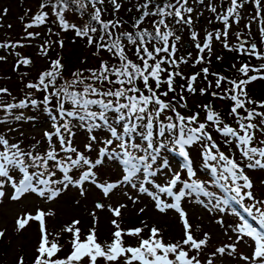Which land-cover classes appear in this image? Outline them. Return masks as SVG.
Listing matches in <instances>:
<instances>
[{"label":"snow or ice","instance_id":"1","mask_svg":"<svg viewBox=\"0 0 264 264\" xmlns=\"http://www.w3.org/2000/svg\"><path fill=\"white\" fill-rule=\"evenodd\" d=\"M110 2L114 11L118 12L121 5L117 0H110ZM198 2L203 4L204 0H198ZM245 2L247 0H230L226 14L219 17L225 23L226 29L231 27L228 23L229 17H238L239 12L237 10L243 8ZM254 2L259 10L261 0H254ZM88 4H91L93 11L89 13V20L86 23L78 26L75 23L70 24L65 19L64 13L73 10V6H75V11L82 16ZM98 4L103 5L104 0H88L87 4L85 0H48L47 4H41V8L51 6L62 29L71 28L75 30L77 36L87 37L89 45L95 43L98 51L109 52L115 62L102 61L99 69L89 70V76L85 77L83 73L77 72L71 81L57 84L58 79L61 78L63 66L59 60L53 61L50 69L39 75L37 83L26 85L27 88L44 92L42 101L30 99L31 93H29V98L21 100L19 103H0V110H3L8 116H12L13 109H23L29 104L32 106L43 104L52 121L53 129L44 133L49 141L48 151L44 154L25 151L19 144L10 143L8 138L0 134V189L4 187L6 182H11L15 189L13 199H19L29 191L38 193L41 197L49 192L54 198L59 194V190L50 188V185L62 184L66 188L68 184L80 185L90 179L92 183H96L92 179L95 176L92 168L100 164L101 160L96 159L93 163L84 153L78 152L72 146V136L74 135L72 123L73 120L78 121L79 126L85 128L89 133L88 143L85 144V148L89 151L97 141V136L92 135V133L97 129L106 128L107 132L110 133V138L103 140L104 146L99 149V156H113L114 158L121 156L125 173L123 180L131 184L133 188L137 187L134 182L137 174L143 171L144 175L138 189L139 192L146 193L151 197L155 201V207L160 212L174 209L179 213L185 229V239L182 243L166 244L162 238H157L158 230L152 227L148 239H141L136 247H126L122 239L125 233L120 229L117 221L113 220L112 223L117 230L113 233V241L105 247L97 243L94 228L87 236L86 241L82 242L80 230L74 228L79 221H74L73 226L66 229L74 235L71 241L73 246L71 254L64 260H53L52 257L59 251L58 244L53 241L49 247L48 235L43 233L42 228L43 234L34 264H73V262L78 264L84 257L90 259V264H96L98 257H103L106 261H117L122 256L125 257L124 264H133L134 261H138L139 264H200L196 255L189 257V251L184 250V245H189L190 249L199 252L201 247L207 244L208 236L205 234L204 238L199 240L194 238L187 214L181 207V201L195 196L197 202L207 208L208 205L200 199L201 196H204L209 198V203L215 201L212 207L218 212H225L224 206L228 204L229 199L218 198L216 193L209 191L206 187L208 181L196 178L197 173L192 167L189 147L196 143L201 144L204 149L203 163L205 169L210 170L213 176L211 183L219 185L225 192L234 193L230 199L237 203L245 197L253 200L252 206L245 207L244 211L249 215H254L253 210H255L259 214L256 218L259 220L261 229H264V207H260L264 205V200H257L253 192L250 191L253 184L245 172L246 168L264 169V140H260L253 146L256 135L254 130L264 132V128L259 127V125L264 124V112L245 109L246 104L257 103L248 98L246 85L257 79H264V75L249 76V72L264 73V64L259 67H252L247 63L242 64L238 72L247 79L235 80L220 76L216 80V88L221 87L222 81H227L231 85L223 95L218 92H212L211 95L220 99H230L233 102L229 115L236 118L238 129L224 123L219 113L212 110L208 105L203 106L206 115L205 122H201L199 112L186 116L177 110V105L180 108L187 107L183 95L179 97V101L175 97L171 100L166 99L169 92H175L174 77L180 73L171 72L168 68L162 67L165 64L177 65L175 59L176 44H170V38L174 37L175 41H179L180 36L175 35V32L169 27L168 18H174L178 25L190 26L193 23L191 15H185L193 12V8L188 6L189 0H175V2L173 0H144V3L137 6V11L141 15L133 23V28L137 29L134 33L116 32V29L122 27L121 21L102 19L104 9L97 7ZM150 6L152 10H149ZM208 7L213 13L217 11L216 7L211 4ZM47 16V12H40L34 17V22L42 24ZM146 17H158L152 22L151 31L148 28L140 27ZM32 26L29 24L26 27ZM162 28L165 30L162 31ZM260 31L264 33V27L260 28ZM97 32H99V36L94 37L92 34ZM34 35H38V33H28L29 37ZM222 35L227 37V30L222 34L220 32L215 33V39L220 40ZM239 36L238 33L237 38ZM192 38L196 40L197 34L195 32L192 33ZM212 39L213 33H207L203 46L201 43H196V48L201 53L205 49L210 53ZM60 43L63 44L62 41ZM14 46L0 44V47ZM129 46L134 48L135 60L128 55ZM224 47L229 48L227 42H224ZM250 47L252 51L248 53L249 55L264 60V54L256 50L255 44H251ZM239 50L246 51L243 43ZM162 53L166 55H161ZM2 59L4 57H0V60ZM203 60L204 57L200 56L197 63ZM19 63L27 65L30 60L23 59ZM202 71L205 74L208 73L207 68H203ZM162 73H167L166 79H162ZM190 80L194 82L196 76H192ZM153 83L155 87H153ZM164 84L167 85V91L160 92L161 85ZM188 91L194 92L196 89L189 84ZM200 91L203 94L206 89ZM0 94H8V89L0 88ZM53 100L56 102L55 105L49 107ZM66 104H70L71 107L66 108ZM258 106L264 108V102H260ZM53 108L56 114H53ZM238 109H245L247 114L240 115ZM256 117L261 118L258 124L251 122ZM14 119L21 120L24 117L21 114L16 115ZM245 121L248 122L245 123ZM0 122L6 121L0 118ZM212 127L224 137L225 144L232 145L233 140H235V146L240 151L241 160L238 161L234 156L220 150V145L215 142L212 135ZM53 137L59 142V151L52 144ZM137 138L145 143L137 142ZM114 141L116 144L113 147ZM167 148L177 152L183 158L184 163L180 170L166 174L162 183H153V179L150 178H155L157 172L168 167L166 161L163 162L162 166H157L155 169L153 167L157 162L160 149ZM60 152L65 153V156L61 157ZM140 152L144 154H138ZM74 155L76 156L75 159L73 158ZM50 161L53 162L51 166ZM242 161H246L243 166H241ZM83 165H87L88 170L83 172L79 180H74L68 174L69 171ZM53 167L59 168L64 173L62 181L52 179L56 175L55 171L51 170ZM29 169L36 170L30 172ZM15 170L22 173V179L18 182L10 174ZM182 172H186L187 178L182 176ZM241 181L243 183H240ZM145 183L153 185L156 191H150L148 187L144 186ZM98 186L103 189L105 195L117 187L116 184L112 183ZM174 189L176 190L174 191ZM246 189L248 191H245ZM160 194L172 197V202H165L161 199ZM3 195V191H0V197ZM96 207L103 208V205L98 203ZM121 207L124 206L121 205ZM113 211L116 216L120 215V208ZM140 211L143 212L144 209L141 208ZM43 216L44 213L40 212L35 219L40 220ZM240 220L241 223L236 225L233 231L237 233L239 240H243L247 236L254 241L252 256L241 255L240 258L245 261L251 260L252 264H264V231L254 228L242 216ZM26 222L25 219L17 221L20 228H23ZM142 231V228L129 229L127 235L139 237ZM3 235L4 233L0 232V237ZM228 249H230L228 255L236 253V244H226L216 249V252L224 255ZM169 254H173L174 259H170ZM20 264L23 262L21 261ZM208 264H212V261L209 260Z\"/></svg>","mask_w":264,"mask_h":264},{"label":"rangeland","instance_id":"2","mask_svg":"<svg viewBox=\"0 0 264 264\" xmlns=\"http://www.w3.org/2000/svg\"><path fill=\"white\" fill-rule=\"evenodd\" d=\"M132 1L133 0H117L121 5L118 12L114 11L110 0H104V4L97 7L104 9L102 14L105 15V21H121L122 27L116 29L117 32L119 30H127V27L130 28L129 23L131 24L133 20L132 17L138 15L136 11L137 7L132 5ZM47 2L48 0H28L23 2L0 0V44H14L17 48L26 49L27 54L22 52V55H24V57L32 56L33 59L42 57L39 55V52H47L49 55L54 54L56 60H59L62 65L66 66L67 73L79 70L80 73L86 76L90 75L89 70L99 69L102 62L100 59L113 58L109 52L99 53L95 49V46L89 44V50L84 51L82 49V43L78 42L77 37L76 39L64 37L62 32L66 30L62 29L55 15H51V18L47 22L46 30L26 27L29 24L39 27L40 24L34 22V17L42 12L41 4H47ZM199 4L198 2V5ZM209 4L216 7L217 11L215 13L212 12L211 14L208 7ZM189 5L193 8V12L189 14L191 15L193 23L190 26L185 25V32H182L184 35L179 40V47L181 50L180 57L183 58L181 59L182 61L175 58L177 63L179 62V64H182L180 73L182 77L186 79L185 82L187 83L183 91L184 101L187 103V110L183 112L187 116L198 110L200 112V121L205 122L206 110L203 106L208 105L212 110L219 113L224 123L228 121L231 127L238 129L239 126L236 123V119L229 115L230 107H232L228 103L229 99H220L217 96L211 95V93L218 92L223 95L225 90L231 87L227 81H222L221 87L216 88V80L220 76L235 80L247 79V77H244L238 72V69L242 64L246 63V61H250L249 57H244L236 51L237 53L232 55L231 59L226 60L222 58L221 51L225 49L224 42H227L229 46L231 44L241 45L243 43L246 49L243 53L247 52L251 44H255L261 53L264 54V43L261 42L260 39L262 35L260 31L263 25L262 20L264 22V0H261V7L259 10L256 8L254 0H247V2L244 3V7L237 10L239 16L236 17V22L234 23L231 20L229 23L231 27L227 29L225 23L219 17L226 14L229 5L222 6V4L214 3L209 0H204V3L198 6V8H196L194 2L189 3ZM48 8L50 9L49 12H51L52 9L50 5ZM74 10L75 7L73 6V10L66 11L64 15L65 19L70 24L75 23L80 26L82 24L78 19L81 20L83 17L79 12H74ZM75 14L76 18L74 17ZM209 17L212 19L210 20ZM237 20L239 21L238 23ZM212 22H219V28H214ZM45 24L44 22L43 26H45ZM225 30L228 32L227 37H223L222 35L220 40H216L215 33L220 32L222 34ZM187 31L190 32V38L187 37ZM29 32L34 34L38 33V35L29 37ZM193 32L197 34L196 40L192 38ZM207 33H213V39L210 42L211 52L209 53V51L205 49V51L201 53L199 49L196 48V43H201L203 46ZM238 33L240 34L239 38H237ZM61 41L63 42L62 45L60 43ZM185 46L186 48H184ZM57 48H59V50H57ZM187 53H189V55ZM65 54L71 56V58L67 60ZM128 55L131 59H136L130 49L128 50ZM97 56L100 57V59L97 58ZM200 56H203L204 60L197 63ZM249 56L257 59L256 56ZM7 59L8 58H4L3 60ZM108 59L104 61H108ZM240 60H243L244 63H241ZM111 62L114 63L115 60L113 59ZM262 62L264 63V60H262ZM42 63L43 65L39 69L33 67L35 70H33L32 73L36 74L40 71H48L50 69L51 65H48L46 61ZM203 68L208 69L207 74L202 71ZM194 75L196 76V80L193 82L190 78ZM189 84H191L196 91L189 92ZM210 84L211 87H209ZM258 84L259 82L250 86L248 84L246 85L248 86L246 87V89L248 88V98L257 102L246 107L254 109L256 112H264V108L258 106V104L262 102L261 96L257 94V90L259 89ZM9 88H12L13 92H21L23 95L27 93H36L27 91V88L22 85L11 86ZM201 89H206V91L202 94L200 91ZM15 95L16 94H14L12 98H14ZM177 110L181 111L182 108L177 105ZM242 114L243 113H240V115ZM246 114V111H244V115ZM260 119V117H256V119L251 122L258 124ZM259 127L264 128V124L259 125ZM34 128L35 129L28 128L27 131L22 132V134H24L26 138H29L32 144L33 142H39V146H43L44 151L48 150L45 143L42 141V136H44V132L52 131L49 121L44 122L41 128ZM74 129H72L74 133L72 136V143L74 142L77 145V151L81 153V149H83L84 152L82 153H84L88 159L92 160L93 163H95L96 159L101 160L100 164L92 168V171L95 173L92 179H94L96 183H92L90 179L73 188H65L62 184H56L59 194L54 198H52L51 195H47L49 192H46V195L41 197L38 193L29 191L24 193L19 199H13L12 197L15 195V189L12 187L11 182H6L4 187L0 189V191L4 193V195L0 197V232L4 233L3 237H0V264H20L21 261L23 264H34L38 256L37 249L43 233L48 235L49 247L53 241L58 244L59 251L55 253L52 259H66L73 251L71 241L74 238L73 233L66 231V229L69 226H73L74 221H79L78 224H75L74 228L80 230V239L82 242L86 241L87 236L94 228L97 243L105 247L113 241V233L117 230L112 223L113 220L117 221L120 225V229L125 233L122 239L126 247H136L139 245L141 239H148L152 227L158 230L157 238H162L164 243H182L185 239V229L179 213L174 209H168L163 213L160 212L155 207V201H153L151 197L146 193L139 192L138 189L143 178L142 176H140L137 181H134L137 187L133 188L131 184L125 182L122 178V171L124 169L122 157H100L99 149L103 147L100 143L97 145V148L93 145V148L89 151L85 148V133L80 132L77 126L76 130ZM254 131L256 135L253 146L260 140H264V132L259 130ZM53 139L56 138L53 137ZM215 142L218 143L216 140ZM234 149H236V155L233 151L227 154L234 156L238 161L241 160L239 149L235 145ZM220 150L225 152L228 151V149L221 146ZM203 151V147L196 149L192 156H190L192 167L197 173L196 178L208 181L206 185L208 190L216 193L218 198H228L229 202L224 206L226 208L225 212H218L212 207L215 201L213 200L209 203L208 197H200V199L208 205L207 208L198 203L195 196L181 201V207L187 214V219L191 225L194 238L199 240L203 239L205 234L208 236L207 244L203 245L199 252L195 249H190L189 245H184V250L189 251V257L196 255L200 260V264H208L209 260L212 261V264H252L251 260H242L240 256H252L254 241L247 236H245L243 240H239L233 228L241 223V216L243 218L249 216L244 209L245 207H251L254 201L245 197L237 203L230 199V196L234 195V193H230L229 196H222L221 194H225V191L223 188L220 189L218 187L219 189H217V184L211 183L213 176L210 170L204 167ZM73 158L75 159L76 156L74 155ZM49 163L51 166L53 162L50 161ZM242 163L244 164L246 161H242ZM180 164L183 165V161H181ZM180 164L172 162L169 167L162 168L161 171L157 172L154 179H150H153V183H162L166 178V174L181 169ZM82 167L88 168L87 165H83ZM155 168L156 167H154V169ZM75 169L76 168H73L71 170L75 171ZM59 170V168H52V171L55 172ZM245 172L253 184L250 191L253 192L257 200H264V170L259 169V172H253V169L246 168ZM140 174H143V172L137 175ZM63 176L64 175H56L55 180L62 181ZM182 176L187 178L185 177L187 176L186 172H182ZM80 177L74 180H79ZM14 179L17 182L19 181L16 178ZM109 183L116 184L117 187L105 195L103 189L98 185H107ZM240 183H243V181ZM54 185L55 184L50 185L49 187L52 188ZM144 186L148 187L150 191H156L153 185L145 183ZM245 191L248 190L246 189ZM226 193L228 194V192ZM160 195L161 199L165 202H172L173 200V198L169 199L166 194ZM98 203L102 204L103 208H97L96 205ZM121 205L124 207H121ZM260 207H264V205ZM116 208H120L119 216L114 214L113 210ZM141 208L144 209L143 212L140 211ZM40 212H43L44 216L40 220L35 219ZM253 213L254 215H250L251 217H258L259 214L256 213L255 210H253ZM20 219H25L27 221L23 228H20L17 223ZM220 221H223V223H220ZM135 228L143 229L139 237L127 235V230ZM226 244H236V253L228 255L230 249L226 250L224 255L216 252V249ZM169 258L174 259V255L169 254ZM124 259L125 257L122 256L117 261H106L103 257H98L96 264H124ZM73 264H77V262H73ZM78 264H90V259L84 257ZM133 264H139V262L134 261Z\"/></svg>","mask_w":264,"mask_h":264},{"label":"trees","instance_id":"3","mask_svg":"<svg viewBox=\"0 0 264 264\" xmlns=\"http://www.w3.org/2000/svg\"><path fill=\"white\" fill-rule=\"evenodd\" d=\"M17 2H23V1H28V0H14ZM211 2L214 3H219L223 5H230V0H209ZM135 2V3H134ZM173 2H175V0H173ZM194 2L196 5V8H198V6H200L201 4L198 5V0H189V3ZM85 3H88V0H85ZM144 3V0H133L132 1V5L134 6H138V4H142ZM45 4V3H44ZM97 6H100L99 4ZM191 6V5H188ZM75 7V6H74ZM49 8L45 7L42 8V12H47L48 16L45 19V26H43L44 23L40 24L39 27L34 25L31 28H40V29H44L46 30L47 28V22L49 21V19L51 18V15H55L53 11L49 12ZM152 10V7L150 6V9ZM93 11L91 4H88L84 14L82 15V19L78 21L81 22V24L86 23L89 20V13ZM137 11V9H136ZM74 12H76L74 10ZM138 12V11H137ZM212 14V12H211ZM65 15V13H64ZM141 13L138 12V15L136 17H132V22L131 24L129 23V27H127V30H119L117 32L123 31V32H135L137 31V29L133 28V23L135 20H137L140 17ZM186 16L189 14H185ZM56 16V15H55ZM74 17L76 18V14L74 15ZM105 18V15L102 14V19ZM158 19V17H146L143 20V23L140 25L141 28H148L150 31L152 30V22L154 20ZM209 19L211 20L212 18L209 17ZM231 20L235 23L236 22V16H232L229 18L228 23L231 22ZM95 23V22H93ZM168 23H169V27L175 32V35L180 36V39L182 38V36L184 35L182 32H185V25H178L175 23V19L174 18H168ZM263 25L261 26L264 27V22L262 20ZM212 25L214 28H219L218 26H220V23H215L212 22ZM97 27H99L97 25ZM165 30L162 28V31ZM63 33V36L66 38H78V42L82 43V49L84 51H88L89 47H88V40L87 37H80L76 35L75 30L73 29H68ZM261 37L264 39V33L261 32ZM94 37H98L99 36V32L92 34ZM187 37L190 38V32L187 31ZM39 38V37H38ZM29 39V38H28ZM37 39V38H36ZM38 40V39H37ZM75 41V40H73ZM171 43H175L176 44V48H175V58L179 61L181 60V50L179 47V41H175V38L172 37L170 38V44ZM2 44V43H1ZM7 44V43H5ZM8 45H12V44H8ZM14 45V44H13ZM93 46H95V43L92 44ZM96 47V46H95ZM186 48V46L184 47ZM66 49V48H64ZM86 49V50H85ZM97 51L98 49L95 48ZM129 49L132 51V53L134 52V48L132 46H129ZM240 47L238 46V44L236 45H230L229 48H225L221 51V57L225 58L226 60L231 59L232 55L236 54L238 51V53L242 54V56L247 57L248 53L251 52V50L247 51L246 53H243V50H239ZM57 50H59V48H57ZM257 51L260 52V50L256 49ZM22 52H25L27 54V50L20 48V47H0V57H4V58H8L7 60H0V88H6L8 89V94H0V103H19L21 100H24L28 97L27 93L26 95H23L21 92H13L12 88H9L11 86H24L25 88L27 84L29 83H37L38 82V78L39 75L43 72H45L46 70L40 71L39 73H32L33 70H35L34 68H40L42 67L44 61H46V63L48 65H51V63L53 61H56V58L54 57L55 55H49L47 52H39V55H41L42 57H37L36 59H33L32 56L31 57H24V55H22ZM99 53H104L107 51L104 50H99ZM234 52V53H233ZM46 53V54H45ZM189 55V53H187ZM66 55V54H65ZM161 55H166V54H161ZM13 56V57H12ZM92 56V54H91ZM187 57V56H185ZM250 61L248 63H250L251 61H254L251 63L252 67H259L262 63V60L259 59H255L252 58L250 56H248ZM69 58H71V56L66 55V59L68 60ZM97 58L100 59V57L97 56ZM136 58V57H135ZM23 59H28L30 60V63L27 65H24L22 63H19L21 60ZM106 59H100L101 61L107 60ZM114 58H110L108 59L109 62H111ZM115 60V59H114ZM42 61V62H40ZM190 61V59H189ZM241 63H244L243 60H240ZM257 62V63H255ZM113 63V62H112ZM62 64V63H61ZM245 64V63H244ZM19 65V66H18ZM17 66V67H16ZM62 69H61V78L58 79L57 84H63L64 81H71L73 79V76L75 73L80 72L79 70H77L76 72H71V73H67L66 70V66L62 65ZM182 64H179V62L177 63L176 66H171L169 64H165L162 65V67H166L168 68L169 71L171 72H178L180 73V68H181ZM34 67V68H33ZM29 72V73H28ZM255 74V73H254ZM85 77H87L85 74H83ZM255 75H263L262 73L260 74H255ZM162 79H166L167 78V73H162L161 74ZM186 79H184L180 73V75H176L174 77V81H173V87L175 88V92H169V95L166 99L171 100L173 97L176 98L177 101H179V97L181 95H183V91L184 88L186 87L187 83L185 82ZM87 82V81H86ZM259 82V89L257 90V94H259L261 96L262 102H264V79H257L253 84L254 85L256 83ZM151 83V81H150ZM250 86V85H249ZM262 86V87H261ZM153 87H155L154 83H153ZM248 88L246 89L247 92ZM27 91L29 92H36L34 94L31 93V97L30 99H36L37 101H42L43 97L45 95L44 92L41 91H37L36 89H30L27 88ZM160 92L163 91H167V85H161V88L159 90ZM15 95L14 98L13 95ZM163 98V97H162ZM253 101V100H252ZM185 102V101H184ZM55 100H53L52 105H50L49 107H52L55 105ZM228 103L232 106L233 102L229 99ZM187 104V103H186ZM252 104H246L245 106H251ZM66 108H70V104H66L65 105ZM231 108V107H230ZM250 109V108H249ZM187 107L182 108V110L180 111L183 115H185V113L183 111H186ZM196 112H199L198 110H196ZM196 112H192L196 113ZM238 112L243 113L242 115H244V111H241V109H238ZM200 113V112H199ZM23 115L24 119L21 120H16L14 119V117L16 115ZM53 114L55 113V109L53 108ZM171 114V113H169ZM232 118H235L234 116L231 115ZM0 118H3L4 121L6 122H0V134H3L6 138L9 139L10 143H17L19 144L25 151H32L34 153H40V154H44L46 153L48 150L44 151V147L43 146H39V142H33V144L30 142L29 138H26L24 136V134H22V132H26L28 128L31 129H35L34 127L37 128H41L44 125V122H48L49 124L51 123V119L49 117V114L45 111V105L43 104H38L37 106H32L31 104H29L28 107L23 108V109H13L12 110V116H8L3 110H0ZM236 119V118H235ZM226 123L228 125H230V123L228 121H226ZM245 123H247V121H245ZM76 126L77 128L80 130V132H84L85 133V140H86V144L88 143V137H89V133L87 132V130L81 126H79V122L76 120H73L72 123V129L76 130ZM231 126V125H230ZM74 127V128H73ZM23 128V129H22ZM215 128L212 127L211 128V132L213 137L215 138V140L219 143V145L225 149H228V151L226 152L229 153L230 151H233V153L236 155V149H234V145H235V140H233V144L232 145H228L224 143V137L220 134L217 133L216 130H214ZM92 135H98L97 136V141L93 144L95 147L97 145H103V140L110 138L109 133L107 132L106 128H102V129H97L94 133H92ZM80 136V135H79ZM42 141L43 143H45V146L47 148H49V141H46V139L44 138V136H42ZM137 142L144 144L145 142L143 140H140L139 138H137ZM116 142L114 141V144ZM53 144V142H52ZM73 147H75L77 150V145L73 142L72 144ZM104 146V145H103ZM202 148V145L199 143H196L193 145V147L190 149V156H192V154L196 151V149ZM60 149H57V151H59ZM171 148H167V149H160V152L158 153V159L156 162V165H158L161 162H165V161H169L171 159L175 158V155L171 153ZM84 152L83 149H81V153ZM140 155H143L144 153H138ZM60 156L64 157L65 153L60 152ZM36 169H29V171H35ZM264 170V169H263ZM254 172H259L258 169H254Z\"/></svg>","mask_w":264,"mask_h":264}]
</instances>
